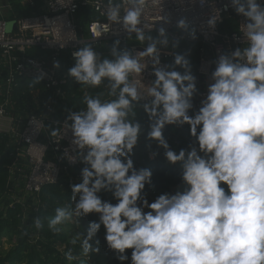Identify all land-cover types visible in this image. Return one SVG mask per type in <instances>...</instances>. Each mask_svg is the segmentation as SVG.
<instances>
[{
  "label": "clouds",
  "instance_id": "obj_1",
  "mask_svg": "<svg viewBox=\"0 0 264 264\" xmlns=\"http://www.w3.org/2000/svg\"><path fill=\"white\" fill-rule=\"evenodd\" d=\"M162 0H106L110 26H118L128 40L143 50L120 47L114 41L108 56L92 43L72 52L74 65L67 76L85 89L104 85L105 92H85L80 111H69L63 125L71 132L74 155L67 160L83 165L81 182L71 185V202L55 208L48 229L59 235L69 223L80 225L90 215L86 234L70 240L82 255L98 254L97 234L105 230L108 250L120 264H264V0H228L237 16L241 46L218 54L206 96L194 109L199 93L190 60L174 50L172 64L162 65V49L170 39L165 27L144 22L146 9ZM203 5V0H201ZM218 12H220L217 9ZM221 15H211L207 27L215 29ZM159 22L169 24L161 16ZM176 28L196 39V29L186 18ZM63 48V47H62ZM59 61L53 68L60 69ZM151 68L154 80L144 83ZM46 74H41L36 83ZM109 97L104 99V96ZM142 109L148 118L146 140L163 150L164 159L181 168L182 190L147 199L151 168H136L133 156L145 129L137 119ZM3 109L0 108V112ZM191 113V114H190ZM187 126L191 143L178 152L164 135L168 127ZM50 136L60 134L50 128ZM44 148V147H43ZM45 149V148H44ZM158 152H151L156 159ZM111 193L116 203L104 200ZM42 229L43 219H33ZM76 259L73 248L65 253Z\"/></svg>",
  "mask_w": 264,
  "mask_h": 264
},
{
  "label": "built area",
  "instance_id": "obj_2",
  "mask_svg": "<svg viewBox=\"0 0 264 264\" xmlns=\"http://www.w3.org/2000/svg\"><path fill=\"white\" fill-rule=\"evenodd\" d=\"M25 1L32 5L33 0ZM226 3L228 0H203V5L201 0H162L160 6L150 7L144 14V22L149 26L155 25L153 32L165 27L169 36V48L161 50L162 65L173 62V56L165 54L173 52L172 40L199 45L197 75L200 88L197 109L207 94L209 77L214 69L213 61L219 53L241 46L239 24L243 22V17L237 16L230 7L225 11ZM86 5L90 6L96 19L86 26L83 34L75 25V14L80 6ZM105 7L106 0H44L38 15L15 20L0 17V66L4 70V73H0V108L3 109L0 112V132L7 133L14 139L17 145L16 161L21 157L25 163L27 172L24 175L23 190L26 194L37 195L44 186L56 184L61 174L66 173L69 168L83 167L80 163H70L65 156V150L71 155L75 154L71 145V132L63 125L67 113L58 114V111H54L53 104L64 99L61 87L68 78L65 72L60 73V69L53 68L54 61H58L65 52L73 60L72 52L86 43H92L97 50L104 43L117 39L121 42V48L143 50V45L130 44L127 34L119 31L118 26H113L110 30ZM5 9H9L6 4L0 7V15ZM211 15H221V21L214 30L207 27V20ZM161 16L169 17L170 23L165 25L159 22ZM181 18H186L196 29L195 40L176 28V23ZM224 21L230 24L224 25ZM10 22L14 23V27L8 31ZM28 49H36L46 55L40 58L28 56ZM178 49L177 47L174 51L178 52ZM42 73L46 75L39 80L42 84L39 90L33 93V109L26 111L21 118H15L10 110L14 105L13 92L17 88V81H37ZM154 79L149 67L144 73V83L148 84ZM101 87L106 90L104 85ZM56 113V117H53ZM50 128H59L60 134L51 137ZM150 154L147 156L152 160ZM78 179H81L80 175L77 176L76 180Z\"/></svg>",
  "mask_w": 264,
  "mask_h": 264
},
{
  "label": "trees",
  "instance_id": "obj_3",
  "mask_svg": "<svg viewBox=\"0 0 264 264\" xmlns=\"http://www.w3.org/2000/svg\"><path fill=\"white\" fill-rule=\"evenodd\" d=\"M4 2L9 6V9L4 11L0 17L6 20H15L40 14L44 0H33L32 5L25 4L24 0H4ZM95 19L96 15L89 5L80 6L75 14V25L84 34L86 26ZM228 24H230L228 21H224V25ZM152 35L157 36V32H152ZM113 43L114 40L104 43L96 51L103 56H108ZM178 48L177 53L185 54L190 60L199 89L200 79L197 75L199 45L180 41ZM26 54L38 58L46 55L36 49H28ZM58 61L61 65L60 73L67 74L68 69L74 65V60H71L66 52L60 55ZM0 73H4L2 66H0ZM67 78L66 84L61 87L64 99L53 104V109L58 111V114L80 111L84 107L82 100L85 92L94 96L107 91L102 87L85 89L68 76ZM1 79L0 77V82ZM41 85L40 82L36 83L27 79L17 81V88L13 92L14 105L10 110L15 118H21L26 111L33 109L35 104L33 93L39 90ZM197 96L193 101V111L198 110L196 107ZM105 97L107 96L105 95L103 98ZM56 115L57 113L53 117ZM137 119L144 127L145 135L139 139L133 160L136 168L147 167L151 168L153 172L152 185L146 186L147 199L152 202L162 193H172V189L181 182L180 172L164 159L163 150L158 149L155 143H151L150 149L147 147L150 142L145 137L149 122L142 109H138ZM164 135L170 147L177 152L182 148H187L192 142L187 126L183 128L168 127L165 129ZM16 148L14 139L9 134L0 132V264H120L115 258V254L107 248L103 226L97 234L99 245L95 241L91 242L94 248L98 246L105 253L106 259L102 262L99 259L93 261L91 256L82 255L79 243L74 247L70 244L71 239H69L67 231L54 235L48 229V219L54 216L55 208L72 203L70 200L71 185L81 182V179L76 180V178L80 175L82 168H69L66 173L61 174L56 184L44 186L37 195L26 194L23 190V182L27 168L21 157H18V161H16ZM151 152L159 153L156 159H148L147 154ZM15 163L16 165H14ZM100 195L102 199L116 203L111 193L102 192ZM37 216L43 219L44 224L43 228L39 230L33 225V219ZM93 220L98 221V216L90 215L82 219L80 225L75 223V226H67L70 229L76 227L78 232L86 234L88 225ZM3 239L10 244L6 250L2 246ZM69 248H73V255L76 257L71 261L65 256ZM128 255L129 260L126 264H131V250L128 251Z\"/></svg>",
  "mask_w": 264,
  "mask_h": 264
},
{
  "label": "rangeland",
  "instance_id": "obj_4",
  "mask_svg": "<svg viewBox=\"0 0 264 264\" xmlns=\"http://www.w3.org/2000/svg\"><path fill=\"white\" fill-rule=\"evenodd\" d=\"M3 1H4V0H0V4L3 3ZM154 37H156V36H154ZM128 41H129L130 44H133V45H136V46H140V44H138V43L135 41L134 38H133V39H130V40H128ZM67 225L75 226V223H69V224H67ZM67 225L65 226V230H64V231H67V234H68V236H69V239H71V238H72V237L78 232V230H77L76 227L70 229V227H68ZM2 241H3V245H2V246H3V249H4V250L8 249V248L10 247V244L6 243V240H5V239H3ZM90 256H91V260H93V261H94L95 259H99L100 262H102L104 259H106V258H105V253L102 252V250H99V253H98V254L93 253V254H90Z\"/></svg>",
  "mask_w": 264,
  "mask_h": 264
},
{
  "label": "water",
  "instance_id": "obj_5",
  "mask_svg": "<svg viewBox=\"0 0 264 264\" xmlns=\"http://www.w3.org/2000/svg\"><path fill=\"white\" fill-rule=\"evenodd\" d=\"M13 27H14V23L13 22L8 23V31L13 29ZM174 168L177 169L181 173V168H180L179 165L174 166ZM182 189H183V185H182V182H180L178 185H176L172 189V193H175L177 190H182Z\"/></svg>",
  "mask_w": 264,
  "mask_h": 264
},
{
  "label": "crops",
  "instance_id": "obj_6",
  "mask_svg": "<svg viewBox=\"0 0 264 264\" xmlns=\"http://www.w3.org/2000/svg\"><path fill=\"white\" fill-rule=\"evenodd\" d=\"M24 3L26 4L27 2L25 1ZM27 4H29V3H27ZM3 6H5V2H4V1H3V3L0 4V7H3ZM4 11H6V9H5V10H2V11H1V14H2Z\"/></svg>",
  "mask_w": 264,
  "mask_h": 264
}]
</instances>
